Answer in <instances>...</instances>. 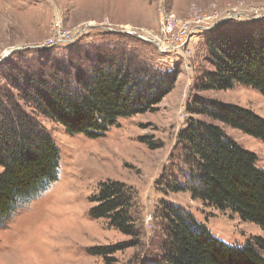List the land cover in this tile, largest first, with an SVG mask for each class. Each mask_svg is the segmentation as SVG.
Returning a JSON list of instances; mask_svg holds the SVG:
<instances>
[{
  "label": "trees",
  "instance_id": "16d2710c",
  "mask_svg": "<svg viewBox=\"0 0 264 264\" xmlns=\"http://www.w3.org/2000/svg\"><path fill=\"white\" fill-rule=\"evenodd\" d=\"M227 22L203 32L208 60L214 67L203 87L227 90L239 83L264 96V18L231 30ZM43 57L0 63L8 87L16 91L0 90V165L4 168L0 173V221L7 216L15 192H29L42 177L55 178L58 172L60 151L37 115L60 123L69 134L98 138L119 118L156 109L175 88L179 73V68L163 71L121 45L97 44L65 57ZM187 111L264 141V118L250 109L195 97ZM179 137L190 174L184 186L176 182L173 187L188 190L193 198L221 211L230 210L264 232V168L257 166V155L220 126L194 118ZM93 199L96 205L91 216L106 218L110 226L133 239L90 251L101 256L104 264H122L116 252L141 243L131 214L135 192L124 182L108 179L98 184ZM156 213L165 222V238L154 264H264L262 236H252L243 245L229 244L213 236L181 206L164 203Z\"/></svg>",
  "mask_w": 264,
  "mask_h": 264
},
{
  "label": "rangeland",
  "instance_id": "374dc122",
  "mask_svg": "<svg viewBox=\"0 0 264 264\" xmlns=\"http://www.w3.org/2000/svg\"><path fill=\"white\" fill-rule=\"evenodd\" d=\"M253 8L264 9V0H0V54H5L0 63L9 60L20 63L22 58L35 61L44 59L43 55H50L51 59L65 57L73 50L105 44L134 51L163 71L179 68L175 88L156 109L119 118L116 125L98 138L69 134L60 123L37 115L60 151L58 171H66L90 194L82 197L79 227L70 240L47 255L25 257L27 264H104L103 258L94 255L91 248L133 239L110 226L106 218L96 219L90 214L96 205L93 195L98 184L108 179L124 182L135 192L131 214L141 233V243L116 252L122 264H154L160 258L165 222L156 212L164 203L183 207L213 236L229 244L243 245L252 236L264 237L257 224L193 198L188 190L173 187L176 182L184 186L190 174L179 133L191 118L220 126L243 148L255 153L257 166L264 168L263 140L209 116L187 111V104L199 97L235 104L264 118V96L259 90L239 83L227 90L203 87L206 75L214 67L208 60V48L200 30L189 41L193 48L190 57L173 50L161 52L154 40L161 33L165 13H174L180 22L195 26L192 22L195 17L205 15V21L215 22L227 14L249 15ZM253 20L256 19L240 20L234 16L226 26L231 30L237 24ZM58 23L72 33V38L49 46L47 43L56 38ZM222 23L219 21L212 29ZM127 30L136 33L129 34ZM4 73L0 69V90L16 93L8 87ZM21 105L32 111L31 107ZM3 169L0 165V173ZM0 264H20V260L0 252Z\"/></svg>",
  "mask_w": 264,
  "mask_h": 264
},
{
  "label": "clouds",
  "instance_id": "9594fccd",
  "mask_svg": "<svg viewBox=\"0 0 264 264\" xmlns=\"http://www.w3.org/2000/svg\"><path fill=\"white\" fill-rule=\"evenodd\" d=\"M88 194L66 171H58L55 178L42 177L29 192H15L0 221V252L27 264L25 257L61 247L78 229L79 205Z\"/></svg>",
  "mask_w": 264,
  "mask_h": 264
},
{
  "label": "built area",
  "instance_id": "2783aa9c",
  "mask_svg": "<svg viewBox=\"0 0 264 264\" xmlns=\"http://www.w3.org/2000/svg\"><path fill=\"white\" fill-rule=\"evenodd\" d=\"M250 12L251 13L249 15L237 13L238 15L227 14L225 17L233 18L236 16V18L240 20L264 18V9L262 8H253ZM225 17H219L215 22L205 21L207 18L205 15L202 17H195L196 19L192 20V22H195V26H193L185 25V22H180L174 13H165L161 23V33L157 34L154 40L157 42L161 52L173 50L177 54L184 53L185 56L190 57L193 54V48L189 46V41L192 38L191 36L194 35L198 30H200V33L203 34V32L206 30L212 29L217 25V23H219V21L221 22V20L225 19ZM56 27V38H53L50 41V44L47 43L49 46H51V44L55 41L63 39L70 40L72 38V33L62 29L61 23H58ZM127 32L131 34L136 33L133 30H127ZM4 55L3 53L0 54V60L4 58Z\"/></svg>",
  "mask_w": 264,
  "mask_h": 264
},
{
  "label": "bare ground",
  "instance_id": "6f19581e",
  "mask_svg": "<svg viewBox=\"0 0 264 264\" xmlns=\"http://www.w3.org/2000/svg\"><path fill=\"white\" fill-rule=\"evenodd\" d=\"M229 19H230V18H226V17H225V19L221 20V22L228 21ZM217 24H219V23H217Z\"/></svg>",
  "mask_w": 264,
  "mask_h": 264
},
{
  "label": "water",
  "instance_id": "95a60500",
  "mask_svg": "<svg viewBox=\"0 0 264 264\" xmlns=\"http://www.w3.org/2000/svg\"><path fill=\"white\" fill-rule=\"evenodd\" d=\"M10 51V50H9Z\"/></svg>",
  "mask_w": 264,
  "mask_h": 264
}]
</instances>
